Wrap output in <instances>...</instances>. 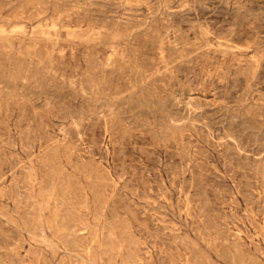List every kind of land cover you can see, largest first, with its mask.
<instances>
[{"label":"rangeland","instance_id":"rangeland-1","mask_svg":"<svg viewBox=\"0 0 264 264\" xmlns=\"http://www.w3.org/2000/svg\"><path fill=\"white\" fill-rule=\"evenodd\" d=\"M0 264H264V0H0Z\"/></svg>","mask_w":264,"mask_h":264},{"label":"bare ground","instance_id":"bare-ground-1","mask_svg":"<svg viewBox=\"0 0 264 264\" xmlns=\"http://www.w3.org/2000/svg\"><path fill=\"white\" fill-rule=\"evenodd\" d=\"M89 247V246H88Z\"/></svg>","mask_w":264,"mask_h":264}]
</instances>
